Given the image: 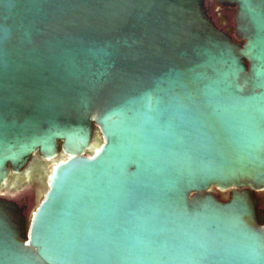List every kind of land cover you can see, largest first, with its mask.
Returning a JSON list of instances; mask_svg holds the SVG:
<instances>
[{
  "label": "water",
  "instance_id": "95a60500",
  "mask_svg": "<svg viewBox=\"0 0 264 264\" xmlns=\"http://www.w3.org/2000/svg\"><path fill=\"white\" fill-rule=\"evenodd\" d=\"M215 1L232 32L206 0H0V264H264V0Z\"/></svg>",
  "mask_w": 264,
  "mask_h": 264
},
{
  "label": "flooded vegetation",
  "instance_id": "af4514ba",
  "mask_svg": "<svg viewBox=\"0 0 264 264\" xmlns=\"http://www.w3.org/2000/svg\"><path fill=\"white\" fill-rule=\"evenodd\" d=\"M206 6H207V11L208 14L212 17L213 21L222 29H224L225 31L230 32V30L228 28H226L224 26L225 23V15L222 12V10L224 9V6H220L215 0H206ZM224 21V22H222ZM225 27V28H224ZM6 190V188L3 189V191L0 192V196H2V193ZM257 196V200H258V206L259 208H261L263 210L264 213V194H256ZM13 200L20 206L24 207V214L27 217L28 213H27V209L30 206H34L35 204V197H34V193L33 190L27 189L26 191H24L23 193H20L18 195H16Z\"/></svg>",
  "mask_w": 264,
  "mask_h": 264
},
{
  "label": "rangeland",
  "instance_id": "374dc122",
  "mask_svg": "<svg viewBox=\"0 0 264 264\" xmlns=\"http://www.w3.org/2000/svg\"><path fill=\"white\" fill-rule=\"evenodd\" d=\"M209 1V0H208ZM212 1V0H211ZM222 12L225 15V23L224 26L226 28H228L231 32L234 26V15H235V8L234 7H229V6H225L224 9L222 10ZM224 22V21H222ZM224 27V28H225ZM34 207V206H33ZM32 206L28 207L27 209V213L29 211H31V209L33 208Z\"/></svg>",
  "mask_w": 264,
  "mask_h": 264
}]
</instances>
